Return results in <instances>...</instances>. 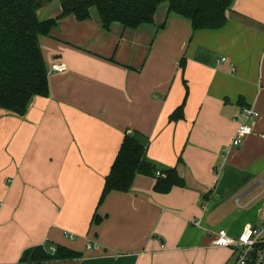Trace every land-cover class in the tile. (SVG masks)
I'll list each match as a JSON object with an SVG mask.
<instances>
[{"label":"crops","instance_id":"crops-1","mask_svg":"<svg viewBox=\"0 0 264 264\" xmlns=\"http://www.w3.org/2000/svg\"><path fill=\"white\" fill-rule=\"evenodd\" d=\"M61 11L54 2L44 16ZM227 16L223 29L195 32L164 6L153 25L107 32L92 9L90 20L68 16L40 37L49 96L34 97L24 116L0 108V264L47 244L82 257L46 264L235 261L213 241L264 218V0H234ZM243 107L260 116L235 148ZM135 131L149 140L147 158L176 168L185 185L161 194L155 178L137 175L101 202ZM228 203L239 211L226 215Z\"/></svg>","mask_w":264,"mask_h":264},{"label":"trees","instance_id":"trees-1","mask_svg":"<svg viewBox=\"0 0 264 264\" xmlns=\"http://www.w3.org/2000/svg\"><path fill=\"white\" fill-rule=\"evenodd\" d=\"M57 1L61 14L42 19ZM233 3L234 0H0V108L24 116L34 97L49 96L48 69L40 37L49 36L61 19L75 16L78 21H87L91 19V10L96 9L105 31L109 32L115 24L135 30L155 24L161 8L167 6V16L174 14L189 20L195 32L218 31L226 27ZM165 23L159 30L164 29ZM181 67L184 70L185 60ZM183 108L184 104L171 115L170 121L181 120ZM148 145V138L138 131L124 137L106 178L101 202L112 191H129L137 175L155 178L157 193L168 194L175 187H184L176 168L155 164L147 158ZM81 257V253L66 247L47 244L25 250L18 264H46Z\"/></svg>","mask_w":264,"mask_h":264},{"label":"built area","instance_id":"built-area-1","mask_svg":"<svg viewBox=\"0 0 264 264\" xmlns=\"http://www.w3.org/2000/svg\"><path fill=\"white\" fill-rule=\"evenodd\" d=\"M66 70L65 64H54L52 66V71L54 72H65ZM240 113L243 123L237 128L232 143L235 148L240 147L244 139L252 135L253 129L249 124L260 116L251 107H243ZM71 238L73 237L71 236ZM213 247L231 248L234 250L236 258L231 264H264V218L263 226L249 224L239 236H233L225 229L220 230L213 241ZM87 249L97 250L98 247L89 244ZM51 251L55 252V248H52Z\"/></svg>","mask_w":264,"mask_h":264},{"label":"rangeland","instance_id":"rangeland-1","mask_svg":"<svg viewBox=\"0 0 264 264\" xmlns=\"http://www.w3.org/2000/svg\"><path fill=\"white\" fill-rule=\"evenodd\" d=\"M58 2V1H57ZM54 4V3H53ZM52 7H53V5H52ZM51 7V8H52ZM42 19H46L45 18V16H42ZM240 205H244V204H240ZM258 204H253V205H251V206H249L248 208H246V213L248 214L250 211H251V209L252 208H254L255 206H257ZM225 207L223 208L224 210H225V213H226V215H229V214H231V213H233V212H236V211H239V208H238V206H237V204H225L224 205ZM223 209H221L220 211H222ZM217 210L218 209H216V213H217ZM244 215V214H243ZM223 216V214H221L220 215V217H222ZM240 218H243V217H241V215L239 216ZM223 218H219L218 219V217H216V219H215V223H219L221 220H222ZM242 221L239 219V222L238 223H241ZM253 225H259L260 227L261 226H263V222L261 223V220L259 221V220H257V221H255L254 223H253ZM241 234V233H240ZM239 234V235H240ZM239 235H236V236H239Z\"/></svg>","mask_w":264,"mask_h":264},{"label":"water","instance_id":"water-1","mask_svg":"<svg viewBox=\"0 0 264 264\" xmlns=\"http://www.w3.org/2000/svg\"><path fill=\"white\" fill-rule=\"evenodd\" d=\"M38 15L40 16V15H42V12L40 11V12H38Z\"/></svg>","mask_w":264,"mask_h":264}]
</instances>
